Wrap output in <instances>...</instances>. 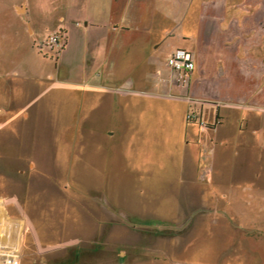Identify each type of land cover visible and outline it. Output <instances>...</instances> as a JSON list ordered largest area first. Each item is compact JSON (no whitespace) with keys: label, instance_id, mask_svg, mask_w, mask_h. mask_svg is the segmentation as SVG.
<instances>
[{"label":"rangeland","instance_id":"1","mask_svg":"<svg viewBox=\"0 0 264 264\" xmlns=\"http://www.w3.org/2000/svg\"><path fill=\"white\" fill-rule=\"evenodd\" d=\"M68 2L0 0V196L26 223L18 264H264V194L256 187L264 164L254 159L244 193L165 179L142 183L147 191L139 195V175H168L167 154L156 149L158 140L126 141L132 120L112 113L128 99L91 88L88 39L78 34L82 26ZM63 30L62 53L63 38L58 47L47 43ZM157 161L163 167L156 170ZM187 187L196 192L191 198ZM147 218L156 224L139 223ZM104 239L149 244L143 249L159 260L103 258L108 247L88 261L74 255L76 246ZM36 242L67 246L44 260Z\"/></svg>","mask_w":264,"mask_h":264},{"label":"crops","instance_id":"2","mask_svg":"<svg viewBox=\"0 0 264 264\" xmlns=\"http://www.w3.org/2000/svg\"><path fill=\"white\" fill-rule=\"evenodd\" d=\"M68 1L82 26L78 34L88 39L86 65L96 70L91 88L128 99L124 109L112 113L122 121L132 120L126 141L158 140L153 143L156 149L167 154L168 175H139V195L147 191L142 183L165 179L204 183L210 192L219 186L234 193L248 191L254 159L264 164V0ZM63 32L62 53L68 46L67 30ZM167 47L166 58L177 48L192 53L195 68L187 85L172 80L164 63ZM188 112H196L208 127L202 130L188 122ZM232 158L239 166L227 172ZM161 167L157 161L156 170ZM257 179L256 187L264 194V175ZM192 191L196 193L190 187L189 198ZM139 223L151 226L156 221L147 218ZM90 242L73 247L74 255L88 261L103 256L100 250L108 247L103 258L112 255L132 262L131 256L138 255L134 261L159 260L157 254L148 257L146 243ZM66 246H39L37 252L46 260L50 252L58 254Z\"/></svg>","mask_w":264,"mask_h":264},{"label":"built area","instance_id":"3","mask_svg":"<svg viewBox=\"0 0 264 264\" xmlns=\"http://www.w3.org/2000/svg\"><path fill=\"white\" fill-rule=\"evenodd\" d=\"M59 38L62 37H58V35L51 36L47 46L58 47ZM167 64L172 73V80L177 85H187L189 76L195 68L192 53L186 49L177 48L169 55ZM186 120L196 122L202 130L208 127V124L196 112H188ZM10 200L9 197L0 196V264H18L21 236L24 224H26L25 221L15 219L10 215Z\"/></svg>","mask_w":264,"mask_h":264}]
</instances>
